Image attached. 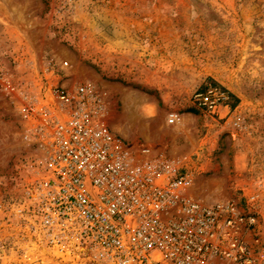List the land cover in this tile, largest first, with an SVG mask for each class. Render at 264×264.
<instances>
[{"label": "rangeland", "instance_id": "1", "mask_svg": "<svg viewBox=\"0 0 264 264\" xmlns=\"http://www.w3.org/2000/svg\"><path fill=\"white\" fill-rule=\"evenodd\" d=\"M30 58L67 60L71 79L102 96L110 129L129 147L186 159L202 200L264 181V0H0V264H24L11 214L40 177L41 154L3 88L32 75ZM208 84L229 92L226 119L239 127L193 106Z\"/></svg>", "mask_w": 264, "mask_h": 264}, {"label": "built area", "instance_id": "2", "mask_svg": "<svg viewBox=\"0 0 264 264\" xmlns=\"http://www.w3.org/2000/svg\"><path fill=\"white\" fill-rule=\"evenodd\" d=\"M27 66L30 77L3 86L41 154L40 177L11 214L23 243L19 263L264 264V181L237 198L202 200L186 159L126 145L108 125L102 96L71 79L67 60L38 68L30 58ZM191 98L211 120H228L221 86ZM166 121L181 117L170 112Z\"/></svg>", "mask_w": 264, "mask_h": 264}]
</instances>
